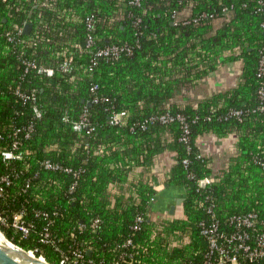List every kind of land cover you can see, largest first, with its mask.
I'll use <instances>...</instances> for the list:
<instances>
[{"label": "trees", "instance_id": "16d2710c", "mask_svg": "<svg viewBox=\"0 0 264 264\" xmlns=\"http://www.w3.org/2000/svg\"><path fill=\"white\" fill-rule=\"evenodd\" d=\"M109 46L124 51L94 59ZM263 60L264 0H0V182H11L0 214L11 222L23 212L34 231L22 238L11 227L0 230L50 264L75 249L84 253L76 264H116L121 254L132 255L123 264H202L199 223L209 221L210 206L223 228L249 212L264 220ZM28 62L53 73L26 72ZM230 66L233 84L189 99ZM85 109L88 127L76 128ZM233 110L248 112L242 121L226 119ZM121 112L122 124L111 125ZM166 113L183 116L189 133L180 122H152ZM29 126L28 139L14 136ZM211 135L232 139L233 151L207 155L200 141ZM8 151L17 157L5 159ZM164 152L174 164L156 174ZM45 160L79 175L46 170ZM206 178L211 184L199 185ZM161 183L184 192L180 215L154 211ZM40 211L51 219L36 217ZM138 215L144 222L135 231ZM45 227L54 244L40 242ZM129 239L133 245L123 248Z\"/></svg>", "mask_w": 264, "mask_h": 264}, {"label": "built area", "instance_id": "2783aa9c", "mask_svg": "<svg viewBox=\"0 0 264 264\" xmlns=\"http://www.w3.org/2000/svg\"><path fill=\"white\" fill-rule=\"evenodd\" d=\"M136 4H139L137 1ZM88 28H92L91 20L88 22ZM23 29H18V34H22ZM13 41V38H9ZM93 38L90 36L87 40L86 47L91 48L93 46ZM124 51L123 47L109 46L102 49H98L94 53V59H117L120 54ZM96 64V62L94 63ZM29 69L37 70L39 73H45L47 75H52L53 70L50 68L38 67L35 63H26V72ZM264 73V60L261 62V75ZM98 90V86H94L92 91ZM16 94L22 99L23 102L35 101V97L23 94L20 91H16ZM261 100H264V89L259 91ZM97 98L93 100L96 103ZM260 111L264 112V106H260ZM34 111L37 117H41L40 111L35 107ZM248 111L243 110H233L231 111L226 119L234 118L239 121L244 120L245 114ZM88 111L85 109L83 115L78 123H76V128L88 127ZM125 112L113 114L109 122L111 125H121ZM152 122H159L162 125L171 124L174 122H180L184 129V133H189L188 125L185 123V118L181 115H172L166 113L157 118H152ZM143 129H146V125H142ZM32 126L28 128L18 129L14 136L22 135L24 138L28 139L32 132ZM187 137L181 139L182 142H187ZM19 141H15L13 144V150L17 149ZM3 156L5 159H12L17 157L14 155L13 151L4 152ZM188 166V161L183 162ZM262 169L264 170V163H261ZM43 167L49 171H64L66 173L72 174L74 177H78L79 173L69 168H62L60 165L51 162L50 160H45L43 162ZM211 178H206L199 181V185H209L211 184ZM11 182L8 177L3 178L0 182V199L3 198L6 187L10 186ZM75 188V184L71 187V191ZM153 203L156 201V197L152 200ZM214 206H210L208 209V214L210 216L209 221H202L199 223L200 235L205 239L207 243V250L204 255L202 264H240L241 261H248L250 263H260L264 264V220L260 219L258 213L249 212L241 215L231 216L228 220V228H223L216 217L213 210ZM56 215V213H54ZM23 212L16 213L12 217V221L9 222L4 216L0 214V225L5 227H11L16 232H18L22 238H27L34 231V224L26 223L23 219ZM36 217H43L44 219H51V216L42 211L36 213ZM144 222V217L138 215L135 219V224L133 229L139 231L141 225ZM98 220L92 223V227H96ZM40 242L43 244H54L51 238L49 227H45L41 233ZM133 245L131 239L123 243L122 247L127 248ZM32 252V251H31ZM34 253V252H33ZM132 257V255L121 254L119 261L116 264L126 263L127 258ZM84 258V253L81 250L75 249L70 254L61 255V260L59 264H76Z\"/></svg>", "mask_w": 264, "mask_h": 264}, {"label": "crops", "instance_id": "0c3cea01", "mask_svg": "<svg viewBox=\"0 0 264 264\" xmlns=\"http://www.w3.org/2000/svg\"><path fill=\"white\" fill-rule=\"evenodd\" d=\"M236 76V71L232 67L224 72L215 73L212 78L206 80L202 88H196L189 93V99L197 103L198 99L207 94L219 91L233 84ZM200 145L202 150L207 153V155H214L217 158L225 157L226 154L233 151L234 141L228 139L227 141H222L215 136H205L201 141ZM175 160V155L170 152H164L161 155L159 162L153 168L156 174L162 171L168 170ZM219 167V165H217ZM184 192L176 188H167L163 183H161L157 188L156 201L153 205L154 211L158 214L157 216L170 215V207L177 204V200L184 199ZM180 205L176 206L175 214H181L179 209Z\"/></svg>", "mask_w": 264, "mask_h": 264}, {"label": "water", "instance_id": "95a60500", "mask_svg": "<svg viewBox=\"0 0 264 264\" xmlns=\"http://www.w3.org/2000/svg\"><path fill=\"white\" fill-rule=\"evenodd\" d=\"M31 28V23H27L24 27V33L29 34ZM183 202L184 199L177 200V204L170 207V215H174L176 206ZM0 233L4 238L3 242L0 243V264H50L43 257H37L33 252L22 249L8 240L1 231Z\"/></svg>", "mask_w": 264, "mask_h": 264}, {"label": "bare ground", "instance_id": "6f19581e", "mask_svg": "<svg viewBox=\"0 0 264 264\" xmlns=\"http://www.w3.org/2000/svg\"><path fill=\"white\" fill-rule=\"evenodd\" d=\"M3 240H4V238H3V236L0 233V243L3 242Z\"/></svg>", "mask_w": 264, "mask_h": 264}, {"label": "rangeland", "instance_id": "374dc122", "mask_svg": "<svg viewBox=\"0 0 264 264\" xmlns=\"http://www.w3.org/2000/svg\"><path fill=\"white\" fill-rule=\"evenodd\" d=\"M1 231V230H0ZM2 232V231H1ZM3 233V232H2ZM3 235H4V233H3ZM5 236V235H4ZM6 237V236H5ZM9 240V239H8Z\"/></svg>", "mask_w": 264, "mask_h": 264}]
</instances>
